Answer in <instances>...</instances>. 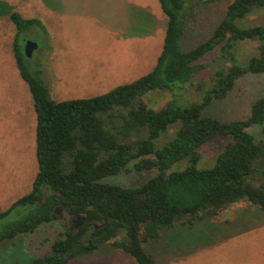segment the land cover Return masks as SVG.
I'll return each mask as SVG.
<instances>
[{"label":"trees","instance_id":"trees-1","mask_svg":"<svg viewBox=\"0 0 264 264\" xmlns=\"http://www.w3.org/2000/svg\"><path fill=\"white\" fill-rule=\"evenodd\" d=\"M159 2L167 29L155 68L106 94L66 101L52 99L42 71H33L24 54L26 35L36 28L45 31L42 23L19 12L4 13L17 30L13 54L36 114L38 173L32 190L0 212V222L18 218L0 228V242L33 234L57 217V208L85 218L84 226L67 230L50 253L29 264H69L120 232L125 237L111 243L113 248L138 264H159L143 244L178 222L192 226L241 201L264 211V139L249 131L264 127V97L252 103L245 119L224 121L206 114L212 103L228 98L238 80L264 74V26L238 25L254 8L264 7V0H232L211 37L190 51L180 45L186 0ZM245 41L259 43L258 56L244 67H226L236 60L235 46ZM217 48L224 64L213 72L214 81L198 84L202 101L180 105L175 97L207 70L200 61ZM158 92H171L173 99L154 110L146 98ZM177 123L181 129L176 138L157 148V140ZM220 137L230 142L212 167L200 168L201 149ZM182 162L184 168L172 170ZM128 167L154 174L139 188L103 182Z\"/></svg>","mask_w":264,"mask_h":264},{"label":"rangeland","instance_id":"rangeland-1","mask_svg":"<svg viewBox=\"0 0 264 264\" xmlns=\"http://www.w3.org/2000/svg\"><path fill=\"white\" fill-rule=\"evenodd\" d=\"M64 1L67 5L56 6L54 0L52 3L48 0H0V4H6L0 6V212L32 190L38 173L36 114L31 93L13 54L17 30L4 13L19 12L24 18L37 19L44 26L45 31L36 28L26 35V41L32 40L39 46L28 60L33 71H42V78L56 101L103 95L117 86L135 81L153 70L163 51L166 29L159 14L162 18L165 15L159 0H126L134 6L124 7L118 18L132 33L120 34L116 39H113L115 34L107 30V6L92 4L93 0ZM231 2L186 0L185 30L180 40L182 50L190 51L208 40L224 19ZM109 22L116 21L110 19ZM238 25L243 28L264 26V7L254 8L238 21ZM137 31H140L139 35ZM132 34L136 38L132 39ZM258 45L256 41L237 44L235 54L232 53L236 60L226 63V67L234 63V66H246L258 56ZM111 49L115 52L111 53ZM219 54L220 48H217L201 59L200 63L205 64L207 70L198 75L194 84L180 93V97H175L180 105L202 101L198 84L214 81L213 72L224 64ZM98 64L101 65L96 66ZM261 97H264V74H248L238 80L228 98L212 103L206 114L224 121L245 119L252 103ZM171 99V92H158L150 94L146 101L148 106L159 110ZM180 129V123L171 125L157 140L156 147L161 148L173 141ZM249 131L258 139H264V127ZM229 142L228 137H220L205 145L201 149L199 167H212ZM184 166V162L178 163L172 170ZM153 174V171L137 172L128 167L103 182L139 188ZM17 219L10 217L1 221L0 228ZM78 222H82V216L61 209L59 216L40 226L33 234L0 242V264H29L50 253L53 243ZM184 224L185 221L178 222L175 228L162 231L160 238L144 243L146 252L159 264H264V211L252 203L241 201L214 218L192 226ZM124 237L125 233L120 232L93 254L79 257L69 264H138L131 255L111 246Z\"/></svg>","mask_w":264,"mask_h":264},{"label":"crops","instance_id":"crops-1","mask_svg":"<svg viewBox=\"0 0 264 264\" xmlns=\"http://www.w3.org/2000/svg\"><path fill=\"white\" fill-rule=\"evenodd\" d=\"M55 3L54 5H58V6H63V5H67V3L63 0H54ZM129 2V0H127ZM48 3H52L51 0H48ZM160 3V2H159ZM92 4H101V5H105L107 6V12L106 14L108 15L109 17V21L110 19H114L116 22H114L113 24H111L109 21H108V26H107V30L112 33V34H115L114 38L113 39H116V38H119L120 37V34H130L132 33V30L129 29V30H126V26L122 24L121 20H119V15L124 11V7L126 6H134L133 4L130 5L126 2V0H104V1H100V0H93L92 1ZM161 6V4H160ZM122 7V9H121ZM162 9V8H161ZM163 11V10H162ZM61 12V11H59ZM64 12H66V10H64ZM164 13V12H163ZM159 14V13H157ZM111 15V17H110ZM165 15V14H164ZM165 18V19H163ZM161 17V15L159 14V20L162 22V25H165V29H167V17L165 15V17ZM156 22L157 19H156ZM138 35L140 33V31H137ZM166 35V34H165ZM132 39L136 38V35L132 34L131 36ZM165 40V38H164ZM134 43V41L132 42ZM164 47V46H163ZM131 49H135L134 47H130ZM111 53H114L115 51H113L111 49L110 51ZM162 54V53H161ZM116 59L118 57V54L117 56H114ZM159 58V57H158ZM156 60H154V63H155ZM142 61H139V64H141ZM101 64H98L96 66H99ZM156 65V64H155ZM90 66V64L88 63L86 65V67L88 68ZM92 67L94 66V64L91 65ZM151 67V66H150ZM155 68V66H154ZM153 68V69H154ZM124 70H130L129 68H124ZM152 71V70H151ZM150 71V72H151ZM147 75V74H146ZM145 76V75H144ZM143 77V76H142ZM131 77L128 78V80L130 79ZM125 79V78H123ZM127 79V78H126ZM125 79V80H126ZM136 81V80H135ZM134 82V81H132ZM132 82H127V83H124L122 85H125V84H129V83H132ZM83 99H87V98H83Z\"/></svg>","mask_w":264,"mask_h":264},{"label":"water","instance_id":"water-1","mask_svg":"<svg viewBox=\"0 0 264 264\" xmlns=\"http://www.w3.org/2000/svg\"><path fill=\"white\" fill-rule=\"evenodd\" d=\"M38 44L32 40H27L25 42V46H24V54H25V57L27 59H31L32 56H33V53L38 49ZM60 212H61V209L60 208H57L56 209V216H59L60 215ZM85 218H82V222H78L77 225H76V230L79 229L80 227L84 226L85 225Z\"/></svg>","mask_w":264,"mask_h":264},{"label":"flooded vegetation","instance_id":"flooded-vegetation-1","mask_svg":"<svg viewBox=\"0 0 264 264\" xmlns=\"http://www.w3.org/2000/svg\"><path fill=\"white\" fill-rule=\"evenodd\" d=\"M75 228H76L75 224H72L70 229L73 231L75 230Z\"/></svg>","mask_w":264,"mask_h":264}]
</instances>
